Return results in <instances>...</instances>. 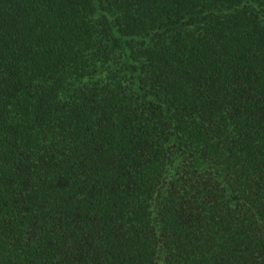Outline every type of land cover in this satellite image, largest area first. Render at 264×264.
<instances>
[{"label":"trees","instance_id":"16d2710c","mask_svg":"<svg viewBox=\"0 0 264 264\" xmlns=\"http://www.w3.org/2000/svg\"><path fill=\"white\" fill-rule=\"evenodd\" d=\"M0 264H264V0H0Z\"/></svg>","mask_w":264,"mask_h":264}]
</instances>
